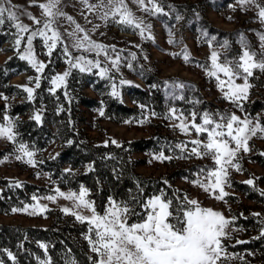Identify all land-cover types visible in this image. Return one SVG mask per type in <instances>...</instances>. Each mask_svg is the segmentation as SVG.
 <instances>
[{
	"label": "rangeland",
	"instance_id": "rangeland-1",
	"mask_svg": "<svg viewBox=\"0 0 264 264\" xmlns=\"http://www.w3.org/2000/svg\"><path fill=\"white\" fill-rule=\"evenodd\" d=\"M43 2L44 0H35L36 5ZM125 2L133 14L143 21L144 25L151 26L143 35H141L139 29L118 23V18L113 19L111 16L107 19L101 18L103 12L107 9L97 8L89 10L86 5L81 3V0H61L60 5L63 12L67 16H71L76 24H79L85 30V32L78 33L79 36L82 37L87 33L91 40L107 46L109 57L115 59L117 55L119 56L118 71L112 67L110 60L103 53L100 56H96L94 52L78 51L71 46L73 41L67 33L74 31L75 24L68 21L65 17L57 18L53 27L62 34L63 45L68 46L72 57L84 55L87 59L93 61L98 59L101 62V67L109 69L108 75L102 77L108 86L107 90L112 92L113 84H115L119 93L118 96L123 101L130 103L128 95L124 93L123 87L125 84H121V80L148 87L145 83L146 79H157L163 92L166 113L157 114L155 111L140 105V112L136 116L117 122L100 115L101 109L99 108L81 107V115L84 116L81 124L82 132L87 138L98 142H121L148 136L156 132L172 138L177 148L176 151L170 146L168 151L134 153L135 156L145 158V162L136 166V171L151 177L165 179L189 199L197 200L201 207L218 211L231 221L226 229L228 236L223 239L229 258L224 260L223 264H264L263 249L231 251L227 249L226 243L227 241L246 240L250 236L264 232V203L246 198L244 193L233 189L229 182L224 186V191L228 194H236V197L225 196L223 200L216 199L214 194L205 192L195 184L194 181L204 178L200 174V170L212 168L213 162L208 156L198 158L195 155H191L190 149L193 145L190 141L193 139L204 140L206 139V134L197 137L194 130L190 134L182 133L176 127L179 121L166 118L169 115V110L175 108L178 115L183 113L185 117L189 118V121L190 113L196 112L197 123H200L199 117L204 112L213 114L235 113L241 119H250L254 124L259 121L260 112L248 114L244 109V103L257 96L259 92L257 87L252 86L249 77L250 88L248 89L247 98L242 99L239 102V106H237V104L224 98L223 92L217 86V79L207 74V69L211 68L210 57L213 51L220 53L221 62L238 60L243 50V44H246L250 51L256 53L257 60L264 57V48L261 47L262 42L260 40V35L264 34V23H261L258 17L259 9L255 3L241 5L238 0H156L163 11L153 14L141 10L134 0H125ZM145 2L147 4V0ZM257 2L264 5V0H257ZM89 3L99 4L100 0H89ZM104 3H107V0H104ZM11 5L14 6L13 10L17 11L19 15V21L17 22L28 25L31 30L42 28L43 23L47 19L42 15V10L38 6H30L33 5V0H11ZM148 6L151 7V5ZM23 13H30L39 19L41 24H35L28 15ZM9 24L12 27V37L4 42L0 48V61L12 54L20 57V53L26 47L25 34V40L19 46V51L17 50V45L15 44L17 29L14 27V22L9 21ZM0 29L4 30L1 26ZM149 33L151 34V39L147 38ZM213 37L215 39H212ZM169 41H173V43ZM225 41L228 42L227 48L222 47ZM63 45L58 44L57 46L58 51L60 50L62 64L55 69L50 77V90L56 88L51 83L52 78L57 74L68 71L70 67L64 55ZM113 46L115 51L112 50ZM185 48L189 54L187 61L183 58V55H176ZM33 50L35 58L45 63V57L48 54L42 38L36 37L33 40ZM26 61L32 68V72H21L9 79L10 82L21 86L23 90L25 87L33 89L39 76L37 70L28 60ZM254 71L261 70L254 69L253 73ZM90 72L100 76L99 69L93 68ZM262 73L264 75V72ZM220 76L221 79H225L222 74ZM235 82L242 84L244 81L243 79H237ZM181 83L185 87L173 86ZM84 90L89 94H95L89 88ZM25 96H28L26 91ZM19 99L21 97L0 92V105L2 106L1 109H3L0 125L7 124L4 117H8L13 121L14 118L9 116L5 109L12 101ZM153 112L156 113L155 116L152 115ZM19 143L23 142L16 140L13 143L6 138H0V150L2 151L0 155V178L28 180L48 189L43 193L31 194L27 201L12 206L6 212H0V223L46 225L50 222V216L47 213L48 209H59L62 211L65 207L78 211L83 215H90L86 210L74 209L73 201L61 198L56 193V189L65 193L69 191L78 192L83 185L75 188L58 186L47 172L39 169L36 163L37 156L40 154L39 151L29 147L34 152L32 159L35 161V166L26 162L27 157L23 159L16 158L18 155H22V153L17 151ZM248 143L250 150L248 152L241 151L238 154L237 162L241 170L237 171L235 168H230L228 177L233 176L249 180L252 179L251 175H254L255 178L264 175V167L249 158L255 149L264 148V133L257 132ZM184 144H187V148L183 151L181 147H177V145L183 146ZM56 149L57 143L52 142L41 153L49 154ZM161 154L165 157H171V159H157L156 157ZM245 166L249 168L248 174L245 173ZM182 171L190 175H179ZM258 186L264 189V180L260 181ZM157 195L160 194L150 197ZM48 196H56V199L54 201L49 200L46 198ZM87 199H89L88 196ZM89 200L92 201L91 199ZM108 204L109 202L105 208L108 207ZM34 206H46L47 210L41 212L37 207L34 212ZM25 208L27 210H24ZM13 209H17V211L14 212ZM104 209L97 212L102 214ZM235 212L239 215H256L258 225H263L260 231L257 232L251 228L236 225L233 222L236 219ZM89 250H91L90 246Z\"/></svg>",
	"mask_w": 264,
	"mask_h": 264
},
{
	"label": "trees",
	"instance_id": "trees-1",
	"mask_svg": "<svg viewBox=\"0 0 264 264\" xmlns=\"http://www.w3.org/2000/svg\"><path fill=\"white\" fill-rule=\"evenodd\" d=\"M0 29V48L12 37V27L9 21ZM46 67L39 73L40 87H33L30 99L25 96L23 88L9 79L21 72H32L26 60L12 54L0 61V92L6 95L21 97L12 101L5 109L13 117L16 140L28 147L39 151L36 163L42 171L60 187L75 188L83 185L88 190L97 211H102L109 199L117 203H127L137 212H142L141 204L152 195L163 192L176 207L185 197L184 193L162 178L151 177L136 171L139 163L145 158L135 156L136 152L168 151L172 147L176 151L172 138L160 132L148 136L123 140L98 142L87 138L82 132L81 124L84 116L81 107L99 108L103 117L122 121L136 116L139 106L147 107L157 114L166 113V105L161 86L157 79L148 78V87L128 83L123 89L130 103L121 97L113 96L107 90L104 78L92 72H81L71 69L65 85L50 90L49 80L55 69L62 64L60 50L54 49L46 56ZM264 72V71H262ZM254 71L249 77L253 87L259 89L258 95L244 103L248 114L260 112L259 121L264 125V75ZM91 89L95 94L85 92ZM0 105V119L3 109ZM39 114L41 119H34ZM56 142L57 149L46 154L41 151L50 143ZM2 151L0 150V155ZM249 158L264 167V148H257ZM249 168L245 166V173ZM190 175L182 171L179 175ZM250 176V175H249ZM249 185L247 180L233 176L228 177L229 185L238 192L245 194L248 199L264 203V189L258 183L264 180V175L255 178ZM166 181V183H165ZM48 188L28 180L0 178V212L8 211L12 206L21 204L29 199L31 194H39ZM227 197L234 198L236 194L229 193ZM50 222L46 225L0 223V264H42L51 260V264H93L96 254L89 250L85 234L88 225L81 223L73 215L59 209H48ZM236 225L260 231L256 215H239L235 212ZM138 217L133 216L132 221ZM239 241V243H238ZM227 249L243 251L249 249L264 250V235L257 234L246 240L226 242ZM46 245V249L40 245ZM11 252L15 260L8 253ZM91 257V259H90Z\"/></svg>",
	"mask_w": 264,
	"mask_h": 264
},
{
	"label": "snow or ice",
	"instance_id": "snow-or-ice-1",
	"mask_svg": "<svg viewBox=\"0 0 264 264\" xmlns=\"http://www.w3.org/2000/svg\"><path fill=\"white\" fill-rule=\"evenodd\" d=\"M134 2L141 10L146 12L155 14L163 11L156 0H147V4L145 0H134ZM81 3L86 5L89 10L107 9L103 12L101 18L107 19L109 16L113 19L118 18V23L139 29L141 35L151 27L150 25H144L143 21L133 14L125 0H107V3L100 0L99 4H91L89 0H81ZM238 3L241 5L255 3L259 9L260 22L264 23V5L258 3L257 0H238ZM60 5L61 0H44L43 3L38 5L33 0V5L30 6H38L42 10V15L47 19L42 28L31 30L28 25L17 22L19 21V15L17 11L13 10L14 6L11 5V0H0V26L5 23V19L14 22V27L17 29L15 44L18 51L22 41L25 40L26 34V47L20 53V59L28 60L38 73H42L46 65L35 58L33 40L36 37L42 38L47 48V54L50 56L58 44L63 45L62 34L53 25L57 18L65 17L75 24L74 31L67 33L73 41L71 46L78 51L94 52L96 56L103 53L110 60L112 67L118 71L119 56L117 55L115 59L109 57L107 46L91 40L87 33L82 37L79 36L78 33L85 32V30L79 24H76L71 16H67ZM148 5H151V7ZM23 14L28 15L35 24H41V21L30 13ZM147 38H152L150 33ZM212 39H215V37ZM260 40L262 42L261 47L264 48V34L260 35ZM169 42L173 43V41ZM222 47L227 48L228 42L225 41ZM63 50L70 67L68 71L57 74L52 78L51 83L54 87L58 88L65 85L66 78L70 75L72 68H77L81 72H90L93 68H96L99 69L101 77L108 75L109 69L101 67V62L98 59L93 61L87 59L84 55L72 57L67 45H63ZM112 50L115 51L114 46ZM176 55H183L186 61L189 59L186 48ZM210 59L211 68L207 69V74L217 79V86L223 92L224 98L237 104V106H239L242 99L247 98L248 89L250 88L248 77L253 75V70L260 69L264 71V57L257 60L256 53L250 51L246 44H243V50L238 60L221 62L220 53L216 51L211 53ZM220 74L225 79H221ZM237 79H243L244 82L237 84L235 82ZM120 83L131 82L121 80ZM35 86L36 88L40 87L39 76L36 79ZM173 86L185 87L182 83ZM24 90L31 99L34 90L29 87H25ZM118 94L116 85L113 84L112 95L117 96ZM100 115H104L103 110L100 111ZM152 115L155 116L156 113L153 112ZM166 118L179 121L176 127L182 133L190 134L194 130L197 137L206 134L204 140L193 139L190 141L193 145L190 153L198 158L210 157L213 167L207 170L201 169L200 174L204 178L197 179L194 183L205 192L214 194L216 199L223 200L228 195L224 191V186L228 182L229 169L241 170L237 162L238 154L241 151L248 152L250 150L248 141L257 132L264 133V125H261L259 121L254 124L248 118L241 119L235 113L213 114L209 112L200 115V123H197L196 112L190 113L189 121V118L185 117L183 113L178 115L175 108L169 110V115ZM4 119L7 124L0 125V138H6L15 143L17 133L14 131V123L8 117H4ZM34 119L40 121L41 117L37 114ZM112 143L115 144L116 141H112ZM177 147H181L183 151L187 148V144L177 145ZM17 151L22 153V155L16 157L17 159L27 157L26 162L35 166V161L32 159L34 152L26 144L19 143ZM156 158L161 160L171 159V157H165L163 154ZM245 183L252 185L254 181L249 179ZM56 193L61 198L73 201L74 209H82L90 213V215H83L68 207L62 209L64 213L71 214L81 223L88 225L85 239L88 241L91 251L97 257L93 264H223V261L229 258L223 239L228 236L226 229L231 221L218 211L201 207L195 199H189L185 196L176 207H173V201L161 192L160 195L150 197L144 201L141 204L142 212H137L129 204L117 203L110 198L108 207L101 214L97 212L94 202L87 199L88 190L83 186L78 192L69 191L65 193L56 189ZM46 198L54 201L56 196ZM37 207L41 212L47 210L46 206H34V212ZM24 210H27V208ZM13 211L15 212L17 209H13ZM133 216L138 217V219L132 221ZM262 235H264V232H262ZM40 246L46 249V245L41 244ZM8 255L15 260L11 252ZM42 264H51V260L42 262ZM71 264H75V261H72Z\"/></svg>",
	"mask_w": 264,
	"mask_h": 264
}]
</instances>
